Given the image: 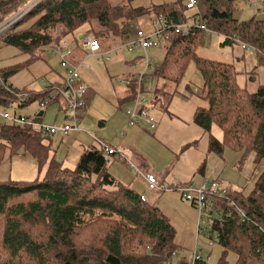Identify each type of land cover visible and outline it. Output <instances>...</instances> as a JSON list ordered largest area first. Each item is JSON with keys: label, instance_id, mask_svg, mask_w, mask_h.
<instances>
[{"label": "trees", "instance_id": "trees-1", "mask_svg": "<svg viewBox=\"0 0 264 264\" xmlns=\"http://www.w3.org/2000/svg\"><path fill=\"white\" fill-rule=\"evenodd\" d=\"M29 1L0 0V23ZM133 1L41 0L0 36V42L30 54L31 60L26 64L30 65L43 59V52L52 44L63 41L71 44L67 37L87 27L106 53L114 44L126 42L131 34V20L146 14L152 15L153 20L162 16L168 37L159 39V44L165 55L159 65L152 62L147 76L177 84L185 67L194 61L203 78V97L208 101L207 107H197L194 122L206 131L217 126L223 133L221 140L211 136L209 150L222 161L226 147L245 153L253 151L259 170L264 161V85L251 92L247 85L238 83L239 72L234 65L199 56L196 50L205 42L206 30L192 28L183 34L176 32L174 26L186 23L191 16H199L209 29L227 34L222 44H231L239 38L261 53L257 58L264 65V19L238 18L236 3L240 0H198L195 9L187 7L190 0L136 7ZM252 5H256V0ZM20 68L0 69V110L8 111L11 106L18 110L39 99L43 106L60 103L59 108L67 113L62 97L58 93L53 98L52 93L56 86L64 84L63 67V80L56 84L50 82L40 90L13 87L10 78ZM130 77L136 83L135 75ZM144 81L145 78L142 91ZM133 86L131 93L137 89ZM23 92L30 94L27 101L20 97ZM89 93L90 88L86 86V110L90 103ZM40 112L34 116L14 113L42 120L45 111L42 115ZM2 121L0 163L6 154L28 153L37 161L44 176L28 181L12 178L0 181V239L9 254L0 259V264H25L16 261L23 257L33 260V264L190 263L185 258L175 259L179 257L178 233L170 217L155 203L148 199L143 201L144 192L122 185L110 174L109 157L103 147L86 149L74 167H64L53 158L50 145L45 142L52 134L37 132L31 126L6 119ZM144 124L150 130L157 128ZM205 170L206 161L194 178L182 184L197 183L195 178H201ZM258 173L249 191L231 185L222 189L221 180L216 178L202 180L216 182L227 196L215 200L208 217L210 237L223 248L216 264H230L229 253L235 255L232 264H264V169ZM235 208L244 212V219ZM214 211L219 214L216 218ZM203 264L213 263L203 258Z\"/></svg>", "mask_w": 264, "mask_h": 264}, {"label": "rangeland", "instance_id": "rangeland-1", "mask_svg": "<svg viewBox=\"0 0 264 264\" xmlns=\"http://www.w3.org/2000/svg\"><path fill=\"white\" fill-rule=\"evenodd\" d=\"M164 1L172 0H135L132 4L135 7L148 6L150 4H160ZM236 7L238 8L236 16L242 20L253 16L264 19V0H256V5H252L249 0H240L236 3ZM84 28L90 33L87 27ZM144 28H150V31H145ZM156 28L157 25L152 24V15L149 14L133 19L129 23V32L131 34L135 33L138 29L144 31L146 34H153ZM202 30L205 31V29ZM206 31L208 35L205 37V42L201 43L196 50L199 56L234 65L237 72H239L237 77L238 83L242 86L247 85L248 90L251 92H255L259 85H264V65L257 58L261 55L260 52H257L251 45L250 47L253 49L249 52L248 49L243 48V41L239 38H235L231 44H222L224 35L227 34L220 33L212 28H208ZM200 33L202 34V32ZM151 40L157 42V44L147 49V54L153 58L154 65H159L163 60L164 49L159 44L157 36ZM129 41L127 38L123 44L113 45V47H116L114 51L112 50L113 61L116 64L118 60L119 64L126 65L130 69L132 68V73H138L141 71L139 61L146 54L142 47L128 48ZM71 45L73 47L76 46L73 41H71ZM117 48L119 49L116 50ZM84 51L87 52L86 50ZM121 54L123 55L121 56ZM72 56L70 57L71 60ZM30 60V54L21 52L15 46L4 45L0 42V69L21 66L20 70L10 78V82H12L14 88L42 89L44 86L41 82L46 72L50 69L49 66L54 69V76L64 75L60 57L55 55L50 48H47L43 52V59L26 65ZM104 62L109 63V61H103L102 63ZM111 75L113 76L112 79L108 76L109 86L116 93L125 95V92L119 87V85H122L119 82V78H116L112 72ZM134 85L138 86L142 92L141 96L145 99L148 106L149 116L158 125L157 130H150L145 124H142L141 128L144 130L141 131L138 129L139 127H128L127 125L123 127L121 123H118L123 117L122 115L127 116V104H134L133 99L138 94V91L135 90L133 99L127 98L124 100L119 110L120 114L117 115L119 117H114V121L112 120L105 126H101L102 120L93 119L96 131L91 132V134L95 141L98 143L95 136L102 137L105 140H108V136H115L117 143H119L117 140L119 138L132 145L147 159V163L153 172L161 176L166 169L170 171L162 184L163 186L170 184L172 176L175 175L181 176V174H184L192 177L193 173L190 175L192 168L207 159L208 166L213 168L215 153H210L209 144L211 136L215 138L219 136L221 138L222 131L217 126H213L211 131H206L194 122L193 116L197 107L208 106V101L203 98V78L195 62L191 61L188 63L184 69L182 78L177 84L154 77L153 79L145 78L143 91L142 82L140 85H137V83H134ZM160 103L165 105L167 110H164V107ZM151 104L153 105L150 106ZM57 107H60V103L58 102L49 106H43L40 104L39 99H36L17 111L18 114L24 116H34L38 111H45L43 122L49 125L56 121L53 117L55 115L54 110ZM7 110L10 115H13L15 107L11 106ZM2 120L5 119H0V121ZM111 122L118 124L113 126ZM123 129L127 131L124 137L120 136ZM63 137H66V134L59 131L58 134L50 136L53 141H49L50 139L48 138L45 139V142H49L51 149L54 151L60 148L61 145L60 152L56 154V157L59 159H62V152L64 150L62 147L63 143H65L62 140ZM108 157L110 161L109 165H112L108 171L114 176L127 178L128 182H134L135 184L133 183L132 187L135 191L139 193L144 192V195L151 203H154L157 198H162L163 204L161 208L172 218L173 224L177 227V242L179 245L177 253L179 257L175 258L176 261L184 258L191 261L195 247L198 253L208 260V262L216 264L219 261L223 248L218 244L219 242L215 243L213 247H208L206 245L207 239L202 235H197L198 212L189 201L181 198L180 193L177 191H149L145 182L133 168L122 163L115 155H108ZM243 157L244 159H242ZM223 158V161L217 158L224 165L215 175L220 178L222 189L231 185L241 189L245 188L246 191H249L254 186V178L257 172L260 173L264 169V161L260 164L259 170L257 169L255 153L253 151L245 153L226 147ZM67 165L68 163L63 166L68 167ZM37 166L38 168H32L24 156L6 154V158L0 163V181L8 178L18 181H28L36 179L38 175L42 178L44 173L40 172L39 169L41 168L38 163ZM213 216L215 218L219 216L217 211H214ZM8 256L9 254L1 244L0 239V259ZM227 260L232 264L235 260V255L229 253ZM16 261L33 264V260L25 257L16 259Z\"/></svg>", "mask_w": 264, "mask_h": 264}, {"label": "built area", "instance_id": "built-area-1", "mask_svg": "<svg viewBox=\"0 0 264 264\" xmlns=\"http://www.w3.org/2000/svg\"><path fill=\"white\" fill-rule=\"evenodd\" d=\"M41 0H30L24 7L15 12L12 16L4 20L0 23V36L6 33L18 20H20L24 15L30 11L37 3ZM251 3L255 4V0H249ZM190 4L198 5V0H190ZM154 24L157 25L153 34H146L142 30H137L135 33V39L130 40L128 43V47L130 49L140 48L142 47L145 54L141 57L139 63L141 65V71L139 74L137 73L135 77L137 78L136 83L140 85L144 78H149L147 73L151 69L152 59L147 54V49L155 46L157 42L152 41L151 39L157 36L160 40L163 38H167V26L165 25L164 18L162 16L153 20ZM202 20L198 16H191V18L182 24H178L174 26V29L178 33L187 34L192 28H201L208 30L206 25H201ZM84 38H81L80 46L83 47L84 50L89 51L93 55H98L102 50L100 46L99 39L93 34H85ZM243 48L249 50L251 49L250 45L242 42ZM50 49L53 50L54 54L60 57L61 66L65 69V79L64 84L59 87L58 91L62 97L63 102L65 103V108L67 110V118L64 124L62 125H54L49 124L46 125L43 120L34 118H27L24 116H20L15 114L17 109L15 108V113L10 115L8 111L0 110V119H6L11 123H17L21 125L31 126L34 131L41 132L44 134H55L59 131L64 134H68L70 131L80 130L81 125L80 122L83 118L84 111L86 110V99L85 92L86 86L82 82V77L80 74V68L84 65V60L80 63L76 64L71 61L70 57L73 55V49L70 44L66 41H63L62 44H52ZM108 57V52H106ZM46 80L44 79L43 82ZM0 83H2V79L0 77ZM138 94L134 98V104L131 105L127 109L128 114V123L131 126L139 125L141 121H145L152 128L156 127L155 122L150 118L148 109L145 108V99L141 96V91L137 86ZM30 94L28 92L20 93V97L23 101H27L29 99ZM56 96L53 94V98ZM100 145L103 147L105 152L108 155L116 154L117 151L115 148L111 147L108 143H104L101 140L96 139ZM119 158L126 161L132 168L138 170V167L131 160H127L123 154H119ZM139 171V170H138ZM140 172V171H139ZM142 176L145 178L148 190L152 191H177L181 194V196L188 200L194 208L198 212V223H197V235L204 236L207 239L206 245L208 247H213L215 245V240L211 236L210 229L208 227V217L211 214L210 211L213 208V204L216 199L219 198H227L225 195V191L220 188V186L216 182H210L208 180L197 184H182L177 179L174 180L171 184L161 185L159 183V179L153 171H147L146 173H142ZM142 200H147L145 195H142ZM236 212L241 215V217H245L244 212L235 208ZM165 264H170L166 262ZM189 264H203V257L198 253L197 248L195 247L193 256Z\"/></svg>", "mask_w": 264, "mask_h": 264}, {"label": "crops", "instance_id": "crops-1", "mask_svg": "<svg viewBox=\"0 0 264 264\" xmlns=\"http://www.w3.org/2000/svg\"><path fill=\"white\" fill-rule=\"evenodd\" d=\"M164 2H166V1H164ZM152 24H154L153 18H152ZM144 29H145V31H150V28H144ZM135 33L130 34L129 37H127V38L129 40H134L135 39V37H134ZM85 34H90V33H88L87 30L83 27L82 29H80V31L78 33H76V35L67 37L70 41H73L76 44V46L73 47V46H71L70 42L68 41L70 46L73 49L72 61L74 60V62L78 64L82 60H84L85 64L81 66L80 74L82 77V81L86 84L87 87L90 88V93H89L90 103H89V106L87 107V110L84 111L83 118L80 122L81 129L75 130V131H70L68 134H66V137L62 138V140L65 141V143H63V145H62V147L64 148V150L62 152V159H59L56 157V154L58 152H60L61 145H60V148H58L57 150L54 151L51 149V144L49 142H47L50 145V154L53 156V158L56 161L61 162L62 165L68 163V165H67L68 167H74L78 163L82 153L86 149L93 148V147H100L99 143H97L95 141L94 137L91 134V132L96 131L93 119L102 120L103 123H101V124H102V126H105L110 121H112V120L114 121V117H117V118L119 117L117 115L120 114L119 110L122 106V103H124V100L127 98L133 99V96H134L133 93L134 92L131 94L130 90H131V88L132 89L134 88V86H133L134 81L131 80L133 78L130 76H134L137 74V73L131 72L132 68L130 69L126 65L123 66V65L119 64L118 60L116 61V64H115V62L113 61L112 50L114 51L116 47L112 48L110 50V52H108V57L105 53V50H102L98 55H93L89 51H87L88 53L85 52L83 47L80 46L81 38H84L86 36ZM80 35H82V37ZM104 49L109 50L108 48H104ZM118 49L119 48H117L116 50H118ZM122 55L123 54H121V56ZM164 55H165V53H164ZM151 59L153 62L152 57H151ZM103 61H109V63H105V62L102 63ZM49 67H50V69L48 70V72H46L47 74H45V76L43 78V79H46V81L43 82V79H42V82H41V84L44 87L46 85H48L50 82L56 84L57 81L63 80L61 75H58L57 77L54 76V74H55L54 69L51 66H49ZM111 72L116 76V78H119V82L122 84V85H119V87L122 88V91L125 92V95H122L121 93H119V94L116 93L115 90L109 86L108 76L110 77V79L113 78V76L111 75ZM105 74H106V77H105ZM138 74H139V72H138ZM147 79H151V78H147ZM58 89H59V86H56L55 90L52 92V93H54L55 96H56V94L59 93ZM128 89H130V90H128ZM59 97H61L60 94H59ZM133 101H134V99H133ZM131 105L132 104L128 103L127 109ZM145 105H146V102H145ZM152 105L153 104H151L150 106H152ZM147 108H148V106H147ZM164 110H167V108H164ZM54 112H55V115L53 118L56 121L51 123V124H54V125L64 124L66 121L67 113H65L64 110L62 111L59 107H57L54 110ZM122 116L123 117L118 122V123H121V126L124 127L125 125H127L128 127H139L138 128L139 130H141V131L144 130L141 128V125L144 124L145 121H141V123L139 125L131 126L128 123L127 116H124V115H122ZM42 120H43V117H42ZM118 123L111 122V124L113 126H115ZM156 127H158L157 124H156ZM156 130H157V128H156ZM58 133H56V134H58ZM126 133H127V131L125 129H123L122 132L120 133V136L124 137V135ZM53 135H55V134H52L50 136H53ZM108 135H109V133H108ZM222 136H223V133H222ZM95 137H96V139L101 140L104 143H108L109 145H111V147L115 148L117 153L113 154V155H115L116 157L119 158L120 157L119 154H123L127 160L133 161L135 163V165L138 167L139 171H142V172L152 171L150 169L149 164L147 163V159L141 153H139L137 151V149L135 147H133L132 145L126 143L123 140H120L119 138H117V140L119 141V143H117L115 136H108V140H105L102 137L99 138V136L98 137L95 136ZM217 138L220 140L222 139V137L219 138V136H217ZM48 139H50L49 141H53L52 138H48ZM51 151H53V152H51ZM210 153H211V151H210ZM17 156H24V158L27 159V161L32 166V168L33 167L38 168L37 161L30 154H28V153L23 154L22 153V154H18ZM211 157H212V155H211ZM216 157H217L216 155H215V157H213L214 162H215L213 168L208 166V159L206 160V170L204 171L203 174H201L202 177L200 176L201 178H198V179L195 178L197 180L196 181L197 184H200L204 178H207L208 180L215 179V178L220 179L219 177H216L215 175L223 167V163L220 159H217L219 157H217V158ZM119 159H120V161H122V163H125L128 167L132 168L126 161L122 160L121 158H119ZM203 163L204 162H200L194 168H192V170L190 171L191 172L190 175H192V173H193L192 177H195L197 175V172L199 171V168L201 167V165ZM109 164H110V161L108 160V170L111 169L110 167L112 166ZM216 167H218V168L216 169ZM133 169L138 173V175H140L141 179L144 181L140 172L137 171L135 168H133ZM39 170L41 171V169H39ZM169 172L170 171L168 169H166V171L161 176L156 174L158 179H159L160 184L165 181V178L168 176ZM41 173H42V171H41ZM204 175H207V177H204ZM38 177H40V175H38ZM114 177L122 185H125L129 188L134 189L132 187L134 182H128L126 180L127 178H121L119 176H114ZM192 177L189 175H184V174L183 175L181 174V176L175 175V176H172V178L170 180V184L172 182H174L175 179H177L180 183H185V181L191 180ZM145 184H146V182H145ZM154 203L156 205H158L159 207H161L163 204L162 198H157ZM170 220L172 221L171 217H170Z\"/></svg>", "mask_w": 264, "mask_h": 264}, {"label": "bare ground", "instance_id": "bare-ground-1", "mask_svg": "<svg viewBox=\"0 0 264 264\" xmlns=\"http://www.w3.org/2000/svg\"><path fill=\"white\" fill-rule=\"evenodd\" d=\"M187 7L190 8V9H193V8L195 9L197 6L194 5V4L191 5L190 2H188ZM201 25H205V24L202 22Z\"/></svg>", "mask_w": 264, "mask_h": 264}, {"label": "water", "instance_id": "water-1", "mask_svg": "<svg viewBox=\"0 0 264 264\" xmlns=\"http://www.w3.org/2000/svg\"><path fill=\"white\" fill-rule=\"evenodd\" d=\"M81 37H82V35H80ZM43 114V112L41 111L40 113H39V115H42ZM101 126H102V124H100Z\"/></svg>", "mask_w": 264, "mask_h": 264}]
</instances>
